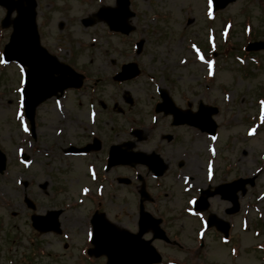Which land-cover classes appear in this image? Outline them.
Segmentation results:
<instances>
[{
  "label": "rangeland",
  "instance_id": "1",
  "mask_svg": "<svg viewBox=\"0 0 264 264\" xmlns=\"http://www.w3.org/2000/svg\"><path fill=\"white\" fill-rule=\"evenodd\" d=\"M262 1L235 0L213 15L206 0H131V8L137 12L131 23L136 29L131 34L120 37L109 33L104 22H96L87 27L82 23V19L93 15L101 4L113 5L115 0H38V27L42 44L60 60L78 70H84L89 81L81 91L68 92L65 113L70 119L62 123L66 129L62 128L64 126L60 123L54 99L38 107L35 138L27 131L23 107L20 101L18 102V98L21 99L19 88L22 87V73L17 65L8 67L2 55L3 42L8 41L11 27L0 29L3 36L0 39V146L7 157V168L0 173V239L3 237L0 264H30L26 260L29 255L33 261L31 264H80L79 249L85 238L86 217L89 216L93 205L89 199L84 198L85 201L76 208L64 207L77 202L75 200L81 195L80 186L88 182L86 159H63L59 151L67 148L69 142L89 139L87 120L91 101L95 102L92 111L99 112L96 129L105 139L106 149L111 144L130 139L135 143V150L152 151L167 147L173 148L177 152L176 156L185 148L191 151L199 148L194 159L202 165L201 173H204L208 157L205 146L214 139L203 136L194 138L191 129L183 128L180 130V140L172 146H167L165 140H161V134L169 132V128H161V117L158 125L150 120L149 109L155 98L153 86L156 84H162L175 93L205 92L213 102L221 104L216 119L222 126L220 139L216 142L219 149L218 178H224L227 164L238 163L239 166L231 169L225 179L234 178L233 174H256V185L250 188L253 196L248 194L244 207L253 199L254 205H264V199L257 202L256 198L258 195L264 197V192L260 193L264 190V138L261 128L253 136L250 135L253 122L248 120V117L257 112L258 96L264 93V67L252 65L251 56L240 50L248 39L250 29L245 27L247 23L252 24L251 28L256 31L257 38L264 36ZM153 14H156L157 18H153ZM4 15L5 9L0 6V23ZM210 19L213 20L212 25L216 28L221 48L225 39L234 44L232 54L224 57L221 53L216 55L218 62L214 68L215 77L212 78H208L206 74L209 69L196 60L199 54L191 47L195 42L203 46L208 45ZM230 24L231 31L228 33ZM141 38L144 39L143 49L139 55L132 58L130 46ZM261 55L263 54L259 53V56ZM187 58L188 62L183 64L181 61ZM237 58H244L246 61L242 63ZM135 60L143 69L139 79L124 84L112 80L111 74H114L123 62ZM151 78L154 81H151ZM171 81L176 82V89ZM207 84L209 87L205 90L204 86ZM128 97L135 101L130 111L136 113L139 119L145 122L146 127L151 128L149 131L142 129L145 132L142 141L127 132L138 124H129L120 113L122 109L123 112L128 109L125 107ZM113 108L120 110L115 112ZM260 124L264 132V119L260 120ZM57 128L64 129L60 137L55 131ZM82 131L86 132H83L87 135L86 138L76 141L77 134ZM247 135L249 139H246ZM250 141H254V144ZM228 143L231 144L229 150L225 147ZM242 150H246L245 155L244 151L241 153ZM23 152L30 156L29 160H22ZM98 159L96 157V160ZM23 180L29 182L28 188L23 187ZM43 184H47V193L41 188ZM120 187L117 197L107 193L102 202L106 204L104 208L113 221L134 231L137 199L132 194H126V188ZM24 193L38 203V213L43 214L45 210L54 207L63 209L60 220L65 227V234H69L68 240L53 233L37 235L34 245L27 239L32 233L25 224L29 221V212L23 203ZM165 203L174 206L169 199ZM224 205L222 202L221 207ZM236 219L237 235L241 238L245 231L240 230V214ZM253 219L258 220L257 217ZM186 220L189 222V219ZM255 223L256 221L252 220L251 230L246 231L251 236V242L241 243L242 254L237 260L230 259L227 247H218L217 241H210L213 248L211 258L206 262L261 263L262 252L254 251L251 244L264 239V224L261 233L263 236L259 238L252 233ZM15 233L21 234V239L13 243L10 238ZM187 241L193 243L189 238ZM38 245L41 251L37 254ZM217 251L223 253L218 255ZM199 259L201 258L196 255L184 262L198 264Z\"/></svg>",
  "mask_w": 264,
  "mask_h": 264
},
{
  "label": "water",
  "instance_id": "2",
  "mask_svg": "<svg viewBox=\"0 0 264 264\" xmlns=\"http://www.w3.org/2000/svg\"><path fill=\"white\" fill-rule=\"evenodd\" d=\"M0 1L7 6L18 2V6L20 7L19 17L15 25V32L12 35L11 42L8 44L5 53L9 59H19L29 66L26 105L29 114L33 115L35 106L44 99L47 94H51L57 89L63 90L68 85H79V82L76 78H73V74L68 71L69 67L60 64L54 57L49 56L45 51L40 49L39 36L34 21V0L12 1L13 3L7 0ZM24 1H26L27 6L24 5ZM220 1L222 0L217 1V5L222 7L230 0ZM118 3L120 4L119 8L108 10L106 13L107 15L104 16L113 23V27L116 29H119L121 26L123 27L124 22L122 25L118 24L120 23L118 21L120 18L125 16V20H127V18L132 15L128 9L129 0H118ZM28 4L30 5L29 7ZM101 12L104 13V9ZM102 16L103 14L101 17ZM113 17L115 18L114 20ZM126 27V31L128 32L129 27L127 25ZM55 72H61V76L55 77ZM2 161H0V164L1 167H4V160L2 159ZM126 236V240L119 239L120 242L116 244L120 247V250L116 249V247L113 246L114 244L111 245L110 249L113 254L110 255L111 264L149 263L154 259V254L148 246L145 244L141 246L135 244L134 241H131L133 236Z\"/></svg>",
  "mask_w": 264,
  "mask_h": 264
},
{
  "label": "flooded vegetation",
  "instance_id": "3",
  "mask_svg": "<svg viewBox=\"0 0 264 264\" xmlns=\"http://www.w3.org/2000/svg\"><path fill=\"white\" fill-rule=\"evenodd\" d=\"M187 126H175L170 122V131L166 134H164V138L168 139L169 141H173L177 138V134L179 132L180 129L182 128H186ZM168 162V161H167ZM168 164L171 167V164L168 162ZM177 166L179 168L183 167L185 168L190 174L193 173V175L190 176L191 181L193 182V184L195 186H201L203 185V178L197 174L198 172V168H197V162L195 161L194 158L189 157V156H184L183 158H180L177 161ZM202 171V168H200L199 172ZM197 174V175H194ZM171 180V185L170 188L171 189H175V188H179L180 186V180L178 177L173 176L170 178ZM135 181V183H134ZM143 182L146 183L147 186H150L146 180H143ZM136 184V185H135ZM141 181L139 180H131L130 181V186H133L134 189L136 190V187H140ZM151 190H149V192H151L153 194V198L152 200L146 201L145 202V206L146 209L149 210L151 213H153L154 215H157L159 217H161L163 219V227L164 229L167 231L168 234L170 233H174V234H178L177 230L175 229H181V235H183L185 238H191L194 237L195 235L199 234V239L201 241H203L205 243V248L207 247V243L208 242H213V241H217V242H222L223 240V234L217 230L215 227H210V228H206L205 226V222L206 219L208 218V215L213 213L216 215H219L220 217L224 218L226 221L229 222L230 224V229H229V235H228V243H223V244H231V242L233 241V231H232V227H233V214H228L227 213V207H222L217 205V198L220 199V197L218 195L215 196H211L209 197V208L208 211L203 212L201 215V219L195 221L194 219L191 218L190 222H187V220H174V216L179 217H183V218H187V213L185 212L186 208L189 207V201L191 199V196H187L188 193H184L183 190H179L180 194L176 195L174 194L176 190H164V197H160L158 195V191L156 190V188H152L150 187ZM174 192L172 194H170V192ZM170 199V202H173L174 206H171L169 204H164L162 207L160 205H158L161 202L166 201L167 199ZM135 229L137 226V221H138V217H139V204L136 205L135 207ZM104 212H107V210H105V208L102 209ZM146 238H150L152 237V232L149 231L147 234H145ZM173 242H169L167 244H171V245H179V243L177 242V240H175L173 238ZM156 242H164L161 240H156Z\"/></svg>",
  "mask_w": 264,
  "mask_h": 264
}]
</instances>
